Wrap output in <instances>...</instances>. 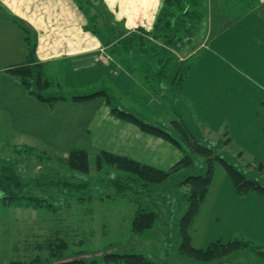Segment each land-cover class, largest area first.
Wrapping results in <instances>:
<instances>
[{"label": "rangeland", "instance_id": "rangeland-1", "mask_svg": "<svg viewBox=\"0 0 264 264\" xmlns=\"http://www.w3.org/2000/svg\"><path fill=\"white\" fill-rule=\"evenodd\" d=\"M79 1L83 6L89 3L88 0ZM118 3L117 0L91 1L93 30L104 33L109 40L119 38L122 29L126 31L123 22L115 20L112 14V10L119 8ZM208 4L209 0H198L194 7L202 15L192 20L189 34L178 32L180 37L170 49L162 45L166 43L164 35H155L152 40L146 37L141 40L132 32L122 36L125 47L118 44L117 49L110 48L113 58L127 57L129 64L122 63L121 74L94 76L79 72L76 78V72L67 70L65 64L60 65L59 74L55 73L52 70L56 65L51 63L44 73L52 81L48 90L66 95L64 99L67 100L48 103L30 94L23 96L26 91L16 76L0 77L1 93L13 88V94L0 95V161L14 163L26 180L42 173L52 176L66 173L88 182L78 190H62L47 197L56 205L63 204L57 211L7 204L0 198V264L12 258L21 263L37 257L47 258L55 246L60 245L61 239L65 240V246L60 247L62 259L76 255L107 264L102 261L106 253L142 252L160 264H204L178 249V222L185 209L182 194L189 190V185L179 184L177 180L188 172L203 174L205 158L192 152L188 144L180 140L185 151L192 155L191 169L186 168L166 182L152 185L150 195L113 196L107 181L126 176L128 172L113 165L102 163L98 166L95 155L103 148L121 152L123 145L118 135L122 130L115 124L103 126L105 102L110 111L106 96L97 95L78 102L71 100L70 95L104 88L112 105L148 122L170 129L174 126L171 121H182L199 142L211 147L223 140L217 153L248 178L264 185V28L261 24L255 25V16L250 11L224 17L226 21L220 25L216 10ZM162 8L163 14L167 7L162 4ZM165 33L170 38L171 32L166 30ZM191 39L193 56H183L184 50L189 49L186 42ZM200 40L202 45H199ZM118 59L121 62L120 57ZM156 60L158 64H154ZM166 61H170L168 73L161 82L156 81L153 67L158 69ZM132 66L141 68L136 80L127 74L128 70L134 72L130 69ZM185 68L183 80L188 76L187 87L189 89L191 84L193 92L190 98L184 95L185 88L182 91L178 87V78ZM137 81L140 89L135 84ZM117 83L124 84L123 90L116 87ZM196 85H199L197 89ZM131 90L138 95H132ZM197 112H201L209 125ZM112 117L113 123L121 120L115 115ZM228 137L231 141H227ZM24 145L35 148L28 151ZM72 147L87 150L88 171L61 164L58 157L66 155ZM18 148L21 152L16 151ZM41 191L44 192L40 188L28 189L36 194ZM165 199L168 201L164 202ZM261 200L264 202V196L254 191L237 193L223 166L215 163L208 192L198 213L202 218V232L221 235V241H227V236L245 238L239 231L243 228L244 211ZM140 205L152 207L159 215L151 227L132 232V219ZM251 241L264 244L262 239ZM213 261L215 264H264V247L235 249Z\"/></svg>", "mask_w": 264, "mask_h": 264}, {"label": "trees", "instance_id": "trees-1", "mask_svg": "<svg viewBox=\"0 0 264 264\" xmlns=\"http://www.w3.org/2000/svg\"><path fill=\"white\" fill-rule=\"evenodd\" d=\"M163 4L167 9H165L164 13L158 18V20H163V22L157 25H161V27L159 26L161 32H159L157 36L164 35L166 43L172 47V45H176L177 38L180 37L178 32L181 31L189 34L192 20L199 18L201 12L194 7V5L196 6L198 4V0H163ZM171 19H173L172 22ZM13 20L16 21L24 31L25 40L29 45L28 50L33 53L36 40L33 29L20 20ZM166 30L169 31V33L171 32L170 38H167L169 35L168 33L163 34ZM132 34H136L141 40L144 37L137 32ZM170 61H166L159 67V79L167 75ZM7 70L15 75L19 79L21 86L39 101L52 103L67 98L66 95L54 94L48 90L52 81L44 76L42 63H19L8 67ZM185 72L186 69H183L181 76L178 78L179 84H181L184 79ZM97 95L106 96L107 103L110 104V112L117 118L131 122L141 131L169 141L184 151L182 156L166 170L141 162L124 154L108 150L98 151L95 155L98 166L103 163L113 165L120 170L128 172L126 176L111 178L107 181L110 188L113 189L111 193L113 196L124 197L128 195V193L140 194L143 196L150 195L152 185L156 186L158 183L166 182L170 176L174 174L177 175L186 168L188 170L191 169L193 165L192 155L189 151H185V146H183L180 141L182 140L188 144L192 152H197L205 158L206 166L203 174L188 172L183 178L177 180L179 184L189 185V190L182 194V198L185 202V209L178 222L180 236L179 251L187 257L203 261L204 264H215L213 261L214 258L221 257L223 254L230 253L232 250L248 247H264V245L254 243L249 239L239 236H234L227 241H212L205 248L195 247L191 244L189 228L206 195L208 186L212 180L215 163L219 162L223 166L237 193L254 191L264 196L263 184H260L253 178H248L231 162L217 153V149L222 142H224L223 140H219L215 146L211 147L199 142L188 126L182 121L176 119L171 121V125L175 127L173 126V128L170 129L164 128L159 124L148 122L135 113L112 105L104 90H96L84 94H72L70 98L72 100H85ZM227 141H231L230 137L227 138ZM24 147H27L28 151H32L33 148H35L30 145H24ZM16 151L21 152L20 148L16 149ZM58 158L65 167L83 172L89 170V154L87 150L83 148H71L66 155ZM260 167L262 168L261 164ZM86 184H88V182L85 180H78L74 175L66 173H59L55 176H52L50 173H42L41 175L26 180L22 177L14 163L0 161V198L7 204H20L33 208H47L48 210L56 209L55 211H57L63 204L61 205L60 203L56 205L48 200V198L52 197L54 192L78 190L79 188H83ZM29 188H40V190H44V192L41 191V194H36L35 192L30 193L28 192ZM163 201L166 202L168 200L165 199ZM62 202L66 204V200ZM158 215L159 213L152 207L138 206L131 223L132 232H141L151 227ZM61 240L62 241L59 243L60 245L55 246L56 249L52 250L51 256L47 258L42 259L37 257L23 263L12 258L4 264H99L96 259L87 260L84 257L76 255L71 258L62 259V257H60V247L65 246V240ZM102 261L107 264H160L142 252L106 253Z\"/></svg>", "mask_w": 264, "mask_h": 264}, {"label": "crops", "instance_id": "crops-1", "mask_svg": "<svg viewBox=\"0 0 264 264\" xmlns=\"http://www.w3.org/2000/svg\"><path fill=\"white\" fill-rule=\"evenodd\" d=\"M88 1L87 6H83L79 0H0V63L2 65L0 66V77L15 78V75L10 73L7 68L19 63H42L43 74L45 73V68L47 70L51 63L56 65V68L54 67L52 71L57 74H59L60 65L65 64L67 70L72 73L76 72V78L79 72L80 75L92 74L101 76L105 73L118 75L123 73L122 63L126 62L129 64V62L126 59L127 57L119 56L121 62H119V57H114L119 62L116 61L115 63L110 52L111 46L116 47V49L118 44L121 45V48L125 47L124 42H122V36L124 37L130 32H137L152 40L154 39L153 36H157L161 31L157 25L159 23L158 18L163 10V0H117L119 8L116 11L112 10V14L115 20L123 22L124 25L122 27H125L126 31L122 29L119 38L115 40H109L107 35H104V33L102 35V32H98L97 29L93 30L91 24L92 0ZM209 4H212V7L210 6L211 9L216 10L220 25L225 23L226 18L224 17L250 11L255 16V25L261 24L264 28V0H209ZM13 19L20 20L33 29L36 37L33 53L28 50L29 45L25 40L24 31ZM191 34L193 36V33ZM186 44L189 49L184 50L183 56H193L192 39ZM202 44L203 41L200 40L199 45ZM162 45L169 49L171 47L168 43H163ZM103 53H106V56H103ZM118 53L120 52L118 51ZM154 64H158L157 60ZM134 67H130L134 72L132 73L128 70L127 74L133 75L136 80L141 68L137 66L134 69ZM158 71L159 68L153 67L152 74L156 81L161 82L163 78L159 79ZM16 79L19 82V79ZM187 79L188 76H186L185 80H182L178 87L182 91L186 90L187 92L183 93L190 98L193 97V92L190 91L191 84L189 89L187 87ZM135 84L140 89L138 81ZM117 85L118 89L123 90L124 84L117 83ZM198 87L199 85H196L195 89ZM12 90L13 88L9 87V89H4L2 93L11 92L13 94ZM98 90H104V88ZM26 92L23 93V96L29 94ZM199 92L202 94L201 90ZM2 93L0 91V95ZM106 93L108 94V92ZM130 93L138 95L137 91L131 90ZM76 101L81 102V100ZM103 108V115L105 116L103 126L112 127V124H115L122 130L118 135L123 145L122 150H120L122 153L119 152V154L127 155L165 170L169 169L182 156L183 151L180 147L160 137L148 135L128 121L117 120V124L113 123V115L110 113L106 102ZM197 113L204 120L203 122L209 125L208 120L201 116V112ZM196 117L198 121H201V118L197 115ZM157 122L162 123L160 121ZM103 135L105 136L104 133ZM101 150L111 149L103 148ZM198 213L189 228L191 244L195 247L203 248L204 245H208L212 241H221L223 239L221 235L216 233L207 235L206 232H202V218L198 217ZM244 215L243 228L239 231H242L246 239L264 240V202L261 200L258 205L249 206V209L244 211ZM229 237L231 238V236H227L226 239H230Z\"/></svg>", "mask_w": 264, "mask_h": 264}]
</instances>
